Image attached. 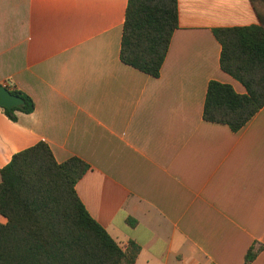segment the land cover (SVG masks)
<instances>
[{"label": "crops", "instance_id": "crops-1", "mask_svg": "<svg viewBox=\"0 0 264 264\" xmlns=\"http://www.w3.org/2000/svg\"><path fill=\"white\" fill-rule=\"evenodd\" d=\"M127 5L0 0V84L35 104L0 107V171L40 142L87 163L77 195L135 264H264V107L238 132L203 118L211 81L247 92L214 31L261 24L264 0H178L158 78L120 58Z\"/></svg>", "mask_w": 264, "mask_h": 264}, {"label": "trees", "instance_id": "trees-1", "mask_svg": "<svg viewBox=\"0 0 264 264\" xmlns=\"http://www.w3.org/2000/svg\"><path fill=\"white\" fill-rule=\"evenodd\" d=\"M178 0H128L120 58L158 78L174 32L179 27ZM221 44L220 66L246 88L238 94L217 81L208 85L203 118L240 131L264 107V17L261 24L216 29ZM24 104L3 108L13 122L17 112L31 114L34 101L13 90ZM89 165L79 158L58 163L40 142L21 151L1 169L0 264H135L140 248L124 251L88 213L76 185ZM131 226L135 221L128 220ZM259 250L251 248L245 263Z\"/></svg>", "mask_w": 264, "mask_h": 264}, {"label": "water", "instance_id": "water-1", "mask_svg": "<svg viewBox=\"0 0 264 264\" xmlns=\"http://www.w3.org/2000/svg\"><path fill=\"white\" fill-rule=\"evenodd\" d=\"M24 104V100L0 84V107L12 110Z\"/></svg>", "mask_w": 264, "mask_h": 264}, {"label": "built area", "instance_id": "built-area-1", "mask_svg": "<svg viewBox=\"0 0 264 264\" xmlns=\"http://www.w3.org/2000/svg\"><path fill=\"white\" fill-rule=\"evenodd\" d=\"M10 86H12V83L11 82H9V84H5L4 85V87H6V88H9Z\"/></svg>", "mask_w": 264, "mask_h": 264}]
</instances>
